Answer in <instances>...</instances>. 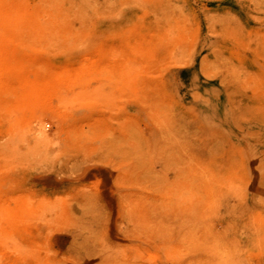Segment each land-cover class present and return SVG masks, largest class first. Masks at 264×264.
I'll use <instances>...</instances> for the list:
<instances>
[{
  "label": "rangeland",
  "instance_id": "374dc122",
  "mask_svg": "<svg viewBox=\"0 0 264 264\" xmlns=\"http://www.w3.org/2000/svg\"><path fill=\"white\" fill-rule=\"evenodd\" d=\"M0 264H264V0H0Z\"/></svg>",
  "mask_w": 264,
  "mask_h": 264
},
{
  "label": "bare ground",
  "instance_id": "6f19581e",
  "mask_svg": "<svg viewBox=\"0 0 264 264\" xmlns=\"http://www.w3.org/2000/svg\"><path fill=\"white\" fill-rule=\"evenodd\" d=\"M2 68V67H1ZM3 70V69H2ZM46 97V96H45ZM24 123V122H23Z\"/></svg>",
  "mask_w": 264,
  "mask_h": 264
}]
</instances>
